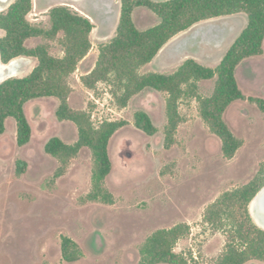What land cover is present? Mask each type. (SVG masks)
Wrapping results in <instances>:
<instances>
[{"label":"rangeland","instance_id":"rangeland-1","mask_svg":"<svg viewBox=\"0 0 264 264\" xmlns=\"http://www.w3.org/2000/svg\"><path fill=\"white\" fill-rule=\"evenodd\" d=\"M15 1L8 0L2 11ZM66 4L65 0H34L28 19L49 28V10ZM114 10L112 15L117 7ZM244 17L205 22L178 35L141 73L171 74L187 59L215 68L244 29ZM134 21L140 30L159 23L145 8L135 11ZM109 29L93 30L91 51L69 78V104L74 110L88 112L96 127L105 121L128 122L109 145L113 167L105 186L114 204L86 200L92 190L93 169L88 148L70 160L63 176L55 178L61 163L46 153L45 146L55 137L66 144L76 143L77 127L57 120L56 98L29 102L25 112L32 129L30 143L23 147L17 144L13 119L7 121L6 132L0 136V264H138L147 238L178 224L191 229L175 248L190 264H215L225 249L227 235L206 224L204 214L222 194L247 185L260 171L264 164V112L247 99L228 108L225 121L243 147L227 160L220 139L200 116L199 103L184 99L176 143L166 148L167 95L148 89L122 108L117 99L121 90L115 82H100L90 89L82 81L95 68L100 46L115 37L117 25L115 28L113 23ZM61 38H35L27 45L47 44L53 56L63 57ZM14 61L18 63L16 78L27 76L38 64L26 57ZM236 76L246 98L264 100V54L244 61ZM215 81H201L200 96H210ZM137 111L150 115L158 129L156 135L148 136L136 128ZM20 161L27 164L22 175L17 173ZM62 236L80 246L84 253L81 261L67 263L62 259Z\"/></svg>","mask_w":264,"mask_h":264},{"label":"trees","instance_id":"trees-1","mask_svg":"<svg viewBox=\"0 0 264 264\" xmlns=\"http://www.w3.org/2000/svg\"><path fill=\"white\" fill-rule=\"evenodd\" d=\"M121 15L115 37L99 48L95 68L82 78L93 89L100 82H115L121 90L119 106L129 102L145 90L167 95V125L164 145H175V135L183 122L180 103L195 99L199 113L212 134L222 143L223 156L234 158L243 147L225 121V113L236 101L247 99L264 112V100L246 98L236 76L240 65L264 54V0H120ZM137 8L151 11L159 23L146 30L135 24L133 14ZM34 9V0H16L0 12V59L4 65L26 57L37 60V66L27 76L8 78L0 84V136L6 132L7 121L16 124L17 144L23 147L32 138L31 125L25 107L36 99L56 98L59 101L56 118L60 122H72L78 130V140L66 144L60 138H52L45 146L48 155L61 163L55 178L64 175L71 159L82 149L92 154V190L86 200L114 204V197L105 182L112 172L109 145L112 137L126 121H105L94 126L86 111L70 107L71 86L69 78L76 72L81 61L92 49V21L67 5H59L48 12L50 27L32 24L28 17ZM243 13L248 24L232 43L215 67H207L194 59H187L171 74L141 73L154 61L163 48L175 37L195 25L235 14ZM60 35L63 57L51 54L47 44L29 47L27 42L35 38L56 40ZM215 79L213 93L208 97L199 94V83ZM135 126L148 136L158 133L152 118L145 111L134 115ZM26 163H18V175L26 171ZM264 188V164L256 177L247 185L222 194L205 212L204 222L227 235L225 249L215 264H247L258 261L264 264V229L253 219L250 205ZM190 226L178 224L161 229L147 238L140 249L138 264H190L189 260L175 251L177 244L190 234ZM62 259L77 263L84 258L80 246L67 236L61 237Z\"/></svg>","mask_w":264,"mask_h":264},{"label":"crops","instance_id":"crops-1","mask_svg":"<svg viewBox=\"0 0 264 264\" xmlns=\"http://www.w3.org/2000/svg\"><path fill=\"white\" fill-rule=\"evenodd\" d=\"M45 1H47V0H45ZM65 1L67 2L66 5L70 6L71 8H73L74 10L79 12L81 15L89 18L95 26L94 30L97 29L100 32H107L110 30L109 27L113 23H114L115 28H116V25L118 27V24H119L118 18L120 20V15H121V2H120V0H65ZM153 1L165 2V1H169V0H153ZM116 7H117V12L114 14L115 15L114 16V15H112V13L115 12L114 8L116 9ZM137 9H139V8H137ZM135 11H134V13H135ZM244 15L245 14L240 13V14H235V15H231V16H223V17L203 21V22L195 25L194 27H197V26L201 25L202 23L214 21V20H218V19H234L236 17H242L243 18ZM116 17H117V20H116ZM133 18H134V14H133ZM244 19L246 20V25H245V27H246L248 24V18L246 19L244 17ZM101 26L103 28L99 29V27H101ZM245 27H244V29H245ZM183 33H185V32H183Z\"/></svg>","mask_w":264,"mask_h":264},{"label":"bare ground","instance_id":"bare-ground-1","mask_svg":"<svg viewBox=\"0 0 264 264\" xmlns=\"http://www.w3.org/2000/svg\"><path fill=\"white\" fill-rule=\"evenodd\" d=\"M7 3L8 0H0V12ZM17 65L18 63L15 61L8 65H0V83L9 76L13 77L16 74ZM250 210L257 223L264 228V188L259 192L250 205Z\"/></svg>","mask_w":264,"mask_h":264},{"label":"water","instance_id":"water-1","mask_svg":"<svg viewBox=\"0 0 264 264\" xmlns=\"http://www.w3.org/2000/svg\"><path fill=\"white\" fill-rule=\"evenodd\" d=\"M12 62H13V61H12ZM12 62H11V63H12ZM0 65L4 66V64L1 62V59H0ZM5 80H6V79H5ZM5 80H3V81H5ZM3 81H2V82H3ZM2 82H1V83H2ZM1 83H0V84H1ZM255 198H256V197H255ZM253 201H254V200H253ZM253 201H252V202H253ZM251 204H252V203H251ZM251 214H252V213H251ZM263 229H264V228H263Z\"/></svg>","mask_w":264,"mask_h":264}]
</instances>
